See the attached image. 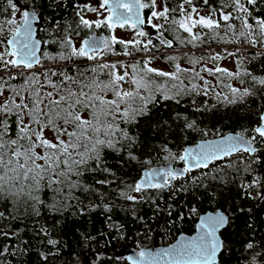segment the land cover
<instances>
[{
	"label": "snow or ice",
	"instance_id": "snow-or-ice-1",
	"mask_svg": "<svg viewBox=\"0 0 264 264\" xmlns=\"http://www.w3.org/2000/svg\"><path fill=\"white\" fill-rule=\"evenodd\" d=\"M202 3L209 6L206 14H201L194 0H178L175 5L170 0H159V3L157 0H98L97 7L77 5L72 22L54 20L50 30L45 29L50 39L44 43L59 49L55 54L44 53V58L53 62L45 66L37 55L41 41L34 38L33 26L41 18L45 4L42 0H31L24 7L15 0H4L0 15L11 18L0 20V198L10 201L17 211L24 207L26 214L31 210L38 215L41 206L50 211H63L70 206L68 201L78 199L75 192L91 190L84 182L85 175L101 172L113 179L96 181L97 184L118 180L125 186L119 191L124 199L155 203L147 195L150 190L173 188V181L234 153H246L249 159L244 170L254 171L253 165L261 163L257 153L264 145V111L258 113L259 123L247 139L243 134L224 137L218 142L186 149L179 156L169 151L164 157L166 160L185 162L179 171L170 166L148 169L139 180L128 184L116 177L104 159L105 149L124 151L127 160L138 159L133 152L136 137L129 135L121 124H134L138 117L148 116L149 106L159 103L158 95L165 101L180 104L184 96L207 97L211 93L218 103L228 105L243 102L249 96L264 97V76L254 75L244 66L245 60L252 63L264 57V17L253 14L258 0H220L218 6H212L209 0ZM144 9L150 10L147 24L155 30L158 43L141 27L146 22ZM84 12L96 13L100 18L88 19ZM17 13L21 15V23L15 19ZM101 28L109 29L111 34L97 37L93 32L82 38L79 46L74 42V36H80L83 30ZM116 28H131L136 38L127 41L118 38ZM165 33L172 34L173 38L169 39ZM143 37L148 38L140 39ZM174 40L199 51V55L190 51L182 54L189 66H182L176 55L162 52L164 48L172 49ZM213 44L237 47L234 51L223 49L222 55L212 50ZM116 45H122V51H117ZM249 49L256 50L254 55L245 56ZM134 53L142 54L139 60ZM158 53L167 59L172 71L152 66ZM107 55L131 60L108 61ZM227 57L235 59V71L216 63ZM209 63L214 66L209 67ZM208 77H213L215 83ZM18 78L21 82L13 83ZM246 79L251 86L243 89L230 82L238 80L244 84ZM216 87L226 89L227 93L215 92ZM174 119L185 121L184 130H197L195 121L188 122L180 113ZM47 132L52 133L51 138ZM196 182L197 178H193V183ZM261 185L257 177L242 187ZM128 190L142 195H131ZM4 216L0 212V218ZM227 223L228 217L223 213L201 217L198 235L159 253L140 251L139 259L133 264H216L223 246L217 233ZM49 243L55 245L56 241ZM246 249L256 252L252 242ZM257 256L264 261V253L256 252L251 264H258Z\"/></svg>",
	"mask_w": 264,
	"mask_h": 264
},
{
	"label": "trees",
	"instance_id": "trees-1",
	"mask_svg": "<svg viewBox=\"0 0 264 264\" xmlns=\"http://www.w3.org/2000/svg\"><path fill=\"white\" fill-rule=\"evenodd\" d=\"M86 1L42 0L45 7L41 10L43 14L39 19L36 32L37 38L41 41V63L45 66L53 62L44 58V53L55 54L59 51L57 46L44 43L50 39L45 29L50 30V24L54 20L72 22L75 19L74 9L77 5L82 6V3ZM15 2L19 5H28L31 0H15ZM177 2L178 0H170L173 5ZM95 3H97L96 0ZM194 3L199 10L209 11V6L204 5L202 0H194ZM209 3L212 6H218L220 0H209ZM0 4H4V0H0ZM57 4L59 7L56 6ZM149 13V9L143 10L145 21ZM253 14L264 17L262 0H258ZM8 18L11 17L0 15V20ZM235 23L239 27V23ZM143 30H146L149 37L153 38L154 43H158L155 39V30L150 25L145 24ZM104 31L107 36L106 28L85 29L80 36H74V38H85L93 32ZM165 35L169 39L173 38L170 33H165ZM115 47L117 51L123 49L122 45ZM211 47L214 52L219 51L224 55L223 49L234 51L237 45L213 44ZM189 51L190 54H200L190 45L185 47L175 40L172 49H162L164 53L176 55L184 67L189 65L182 59V54ZM255 51V49H249L245 56L254 55ZM134 55L142 54L134 53ZM157 55L160 60L172 68L167 59L159 53ZM105 59L108 61L120 59L125 62L131 60L129 57L113 55H107ZM231 59L234 63V69L231 71H235V59ZM244 66L254 75L264 76V57L252 63L245 60ZM208 79L215 83L213 77H208ZM20 82L18 78L13 83ZM230 82L241 89L251 86L249 79H246L244 84H240L238 80ZM221 91L227 93L226 89L215 88V92ZM157 100L159 103L149 106L148 116L138 117L134 124H121V128H125L129 135L136 137L137 143L133 147V152L137 160L124 159L126 157L124 151L117 153L105 149L107 155L104 159L107 167L115 172L118 179H123L128 184L139 180L143 169L158 164L178 163L179 159L166 160L164 158L169 151L179 156L185 146L227 132H237L248 138L252 134L251 130L259 123L258 113L264 109V97L259 96H249L243 102L231 105L218 103L211 93L207 97L184 96L180 104H176L175 101H165L159 95ZM213 105L215 107H212ZM197 108H200V111H197ZM176 113L187 117L188 122L195 121L197 130H184L185 121L175 120ZM165 121L167 124L164 123ZM46 135L49 138L52 137L51 132H47ZM165 148L167 151L164 150ZM257 155L261 156V163L253 165L255 170L251 172L244 170L245 162L231 155L226 157L221 170L204 175L197 179L196 183L185 179L178 183V188L152 189L147 195L155 203L151 201L134 203L124 199L119 195V191L125 186L121 185L118 180L111 184H97L96 181L113 179L108 173L101 172L85 175L84 182L91 186V190L83 193L75 192L74 195L78 199L68 201L70 206L63 211H50L48 207L41 206L38 215L32 214L31 210L26 214L24 207H19L17 211L10 201L0 198V212L5 214L4 218H0V252L3 253L0 255V264H127L123 257L115 256V245L109 246L104 241L105 249L100 250L98 252L100 254L92 253L89 248L92 241L87 240L93 236H97V239H105L104 233H106L109 240L113 237L118 240L122 235L123 244L119 245L125 248L133 247L136 250L142 247L152 248L159 246L160 241L175 239L180 233H192L194 224L201 213L218 208L229 212V220L227 226L220 232L223 249L216 264H251L252 256L256 252L264 253V145L260 146ZM257 177L262 181L261 186L242 187ZM128 191L131 195H142ZM157 206L159 211H157ZM193 208L196 209L195 212L191 211ZM12 215L17 218L12 219ZM3 233H8V238H5ZM12 233L16 235L13 236ZM52 240L56 241L55 245L49 243ZM249 242L256 246V252L246 249ZM5 248L7 251H4ZM257 262L264 264L259 256H257Z\"/></svg>",
	"mask_w": 264,
	"mask_h": 264
},
{
	"label": "water",
	"instance_id": "water-1",
	"mask_svg": "<svg viewBox=\"0 0 264 264\" xmlns=\"http://www.w3.org/2000/svg\"><path fill=\"white\" fill-rule=\"evenodd\" d=\"M96 2L98 3V0H96ZM23 6H24V7H27L28 5H23ZM142 14H143V13H142ZM143 17H144V15H143ZM144 19H145V18H144ZM33 26H34V28H35L34 38H35L36 40H39V39L37 38V32H36V30H37V28H38V26H39V20H38L37 22H34ZM144 26H145V24L142 25L141 27L144 28ZM95 34H96L97 37L106 36V35H105V32L95 33ZM90 35H92V34H90ZM9 38H10V36H9ZM85 38H86V37H85ZM39 41H40V40H39ZM40 49H41V44H40L39 50H38V52H37V55H38V56H40ZM263 111H264V109H263ZM237 135H239V133H237V132H227V133H225V134H223V135H220V136L210 137V138H205V139L198 140L196 143H194V144H192V145H187V146H185V148L183 149L181 155L184 154V150H186V149H194V148H197L199 145L204 144V143H207V142H210V141H217V142H218V141H220V140H221L222 138H224V137L237 136ZM244 137L247 139L246 136H244ZM169 166L172 167L173 169L179 171V170H182V169H183V167L185 166V162H184V161H179V162L176 163V164L169 163V164H167V165H161V164H158V165L151 166L150 168H146V169H143V170H142L141 175H140V178L142 177L143 173H144L146 170H148V169L157 170V169H164V168H167V167H169ZM140 178H139V179H140ZM218 213H223V214H225V215L228 217V220H229V212H227V211H223V210H221V209H219V208H218V209H215V210H213V211H212V210H207V211L201 213V214L198 216V218H197V220H196V222H195V224H194V231H193L192 233H190V234H187V233H180V234H178V235L176 236L175 240H173L171 243H169V244H167V245L155 246V247H152V248H144V247H142V248H140L138 251H136L134 248H128V249H127V248L122 247V248H119V249L115 252V256L118 257V258H119V257H123V258H125V260H126V262H127L128 264H133L134 260L139 259L138 254H139L140 251L152 252V253H159V252H161V251H163V250H165V249H169V248H171V247L177 245L178 242H180V241H184V240H187V239H191L192 237L198 235V234H199V231H200V229L198 228V225H199V223H200V218H201V217L208 216V215H215V214H218ZM226 226H227V224H226L223 228H221V229L218 231V233H217L218 238L222 241V245H223V240H222V238H221V236H220V232H221ZM222 249H223V246H222L221 250H220V251L218 252V254H217V257H216V263L218 262V257H219L220 252L222 251ZM161 264H162V262H161Z\"/></svg>",
	"mask_w": 264,
	"mask_h": 264
},
{
	"label": "rangeland",
	"instance_id": "rangeland-1",
	"mask_svg": "<svg viewBox=\"0 0 264 264\" xmlns=\"http://www.w3.org/2000/svg\"><path fill=\"white\" fill-rule=\"evenodd\" d=\"M86 1V0H85ZM157 2L159 3V0H157ZM84 4H89L93 7H97L98 6V3H95V0H91V1H86ZM83 4V5H84ZM82 5V6H83ZM81 6V7H82ZM23 9H21L22 11ZM201 14H206L208 11L207 10H200ZM84 15L86 16V18L88 19H98L100 17L97 16L96 13H92V12H84ZM104 15H107L106 13ZM150 15V13L148 14V16ZM15 19L17 20L18 23H21L22 22V19H21V15L20 13H17L15 15ZM154 22H157L158 21H154ZM146 24H147V21H146ZM103 29V28H101ZM93 30H96V29H93ZM107 30V36H109L111 34L110 30ZM106 33V31H104ZM146 32V30H145ZM115 35L118 37V38H121V39H124V40H132V39H135L136 38V35H135V30L131 29V28H116L115 30ZM82 38H74V42L77 44V46H79V41L81 40ZM143 40H146L147 37H143L141 38ZM2 50V49H1ZM181 53V52H180ZM140 56H136L137 59H140ZM220 66L222 67H226L228 68L229 70H233L234 69V63H233V60L230 58V57H227L225 59H222L220 61H218V63ZM152 66L153 67H156V68H159V69H162V70H167V71H172L173 68H170L168 64H165L162 60H160L159 58H157L156 60H153L152 61ZM214 65H212L211 63H209V67H213ZM236 154V153H234ZM118 241L117 240H111V244L114 245L116 244ZM90 244H93V242H91ZM123 244V243H122ZM102 245H98V244H93V248L94 249H97L99 247H101ZM135 246H137V244L135 243ZM90 248V247H89ZM116 251L119 249V248H122V245H118L115 247ZM125 248V247H124ZM129 248H133V247H129ZM138 248V247H137ZM102 249H105V247L103 246ZM101 249V250H102ZM128 249V248H127ZM135 249V248H134ZM136 250V249H135ZM139 249H137L136 251H138ZM97 252L95 253H98L99 251L96 250ZM100 254V253H98ZM125 259V258H124ZM128 264V263H127Z\"/></svg>",
	"mask_w": 264,
	"mask_h": 264
},
{
	"label": "built area",
	"instance_id": "built-area-1",
	"mask_svg": "<svg viewBox=\"0 0 264 264\" xmlns=\"http://www.w3.org/2000/svg\"><path fill=\"white\" fill-rule=\"evenodd\" d=\"M232 156H234V158L239 157L238 159L241 162H245L247 159H249L248 155L246 153H242V152L233 154ZM226 157H230V156H226ZM226 157H224L223 159H220V160L211 161L208 164L207 168L194 169L191 173H187L183 178L176 180L173 183V186L178 188L177 185L182 180H185V179L193 180V178L199 179V178H202L206 174H212V173H214L216 171L221 170L224 167V164H225V161H226ZM104 237H105V239H101V238L97 239V236H93V237H90V239L87 240V241H92L93 244L102 245L101 247H99L97 249H94L93 248V244H90L89 246L91 248L90 250H91L92 253L97 252L96 250L100 251L103 246L105 247V243L110 246V245H112L111 244V240H117L114 237L111 240L107 239V234L106 233H104ZM173 240H174L173 238H169L168 240H165L163 242L160 241L161 242L160 245H167V244L171 243ZM104 241H105V243H104ZM117 241L118 242L116 244H114L115 246H118L120 243H123L122 235L120 236V238Z\"/></svg>",
	"mask_w": 264,
	"mask_h": 264
},
{
	"label": "flooded vegetation",
	"instance_id": "flooded-vegetation-1",
	"mask_svg": "<svg viewBox=\"0 0 264 264\" xmlns=\"http://www.w3.org/2000/svg\"><path fill=\"white\" fill-rule=\"evenodd\" d=\"M84 3H85V2H83L82 5H83ZM22 9H23V8H22ZM145 24H146V22H145ZM144 27H145V26H144ZM143 29H144V28H143ZM105 35H106V33H105Z\"/></svg>",
	"mask_w": 264,
	"mask_h": 264
}]
</instances>
